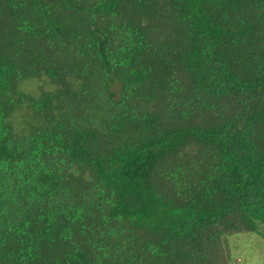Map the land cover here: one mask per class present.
<instances>
[{
  "label": "trees",
  "instance_id": "obj_1",
  "mask_svg": "<svg viewBox=\"0 0 264 264\" xmlns=\"http://www.w3.org/2000/svg\"><path fill=\"white\" fill-rule=\"evenodd\" d=\"M264 226V0H0V264H221Z\"/></svg>",
  "mask_w": 264,
  "mask_h": 264
},
{
  "label": "rangeland",
  "instance_id": "obj_2",
  "mask_svg": "<svg viewBox=\"0 0 264 264\" xmlns=\"http://www.w3.org/2000/svg\"><path fill=\"white\" fill-rule=\"evenodd\" d=\"M221 264H264V226L256 233L228 237L223 242Z\"/></svg>",
  "mask_w": 264,
  "mask_h": 264
}]
</instances>
